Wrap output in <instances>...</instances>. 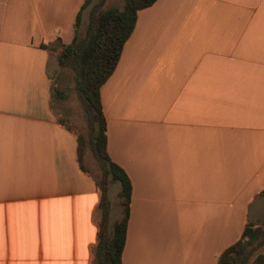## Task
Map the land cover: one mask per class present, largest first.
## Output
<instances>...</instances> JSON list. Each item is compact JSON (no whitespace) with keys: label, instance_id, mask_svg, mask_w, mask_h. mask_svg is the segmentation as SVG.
Listing matches in <instances>:
<instances>
[{"label":"crops","instance_id":"crops-1","mask_svg":"<svg viewBox=\"0 0 264 264\" xmlns=\"http://www.w3.org/2000/svg\"><path fill=\"white\" fill-rule=\"evenodd\" d=\"M83 2L0 0V264H95L101 194L41 48ZM101 99L133 189L122 263L218 264L264 217V0H157Z\"/></svg>","mask_w":264,"mask_h":264},{"label":"trees","instance_id":"trees-1","mask_svg":"<svg viewBox=\"0 0 264 264\" xmlns=\"http://www.w3.org/2000/svg\"><path fill=\"white\" fill-rule=\"evenodd\" d=\"M157 0H124L121 6L108 5V0H84L74 21V38L57 54L58 65L68 69L75 84L77 100L82 109L85 133L77 132L62 119L58 123L77 139V161L83 173L92 177L101 194L98 242L95 264H123L130 218L132 183L127 173L109 156L107 120L103 111L101 89L115 72L124 46L131 37L140 11L150 8ZM87 27L82 34L84 14ZM50 50L48 45H41ZM56 93L62 97L60 89ZM90 153L97 168L95 176L85 165ZM119 184L118 197L122 216L111 223L110 185ZM264 194V192H263ZM264 217L261 222L248 221L242 236L226 249L218 264H264Z\"/></svg>","mask_w":264,"mask_h":264},{"label":"rangeland","instance_id":"rangeland-1","mask_svg":"<svg viewBox=\"0 0 264 264\" xmlns=\"http://www.w3.org/2000/svg\"><path fill=\"white\" fill-rule=\"evenodd\" d=\"M123 1L124 0H108V5L121 6L123 4ZM85 14L86 19L88 20V13L86 12ZM86 22L87 21H85L82 25L84 26L82 27V34H84L86 30ZM54 45L55 47L49 46L51 48L49 51H53L52 55H57L58 52H60L61 50V44L57 42ZM53 48H55L56 50H53ZM58 71L59 72L54 76L53 79L54 82L60 81L58 88L62 93L61 97L59 94L53 92V96L56 97V99L53 101L54 103H57V105L55 106V110L57 112V119H62L65 122L69 123L77 132L85 133V122L83 119L82 109L76 97L73 75L68 69H64L61 67ZM85 165L87 168H89V170H91V172H93L95 176L97 175V168L90 153H86L85 155ZM119 190V184L112 183L110 185L109 197L112 203L111 223H114V221L119 220L122 216V209L120 207V200L118 197ZM263 251L264 247L261 249V252Z\"/></svg>","mask_w":264,"mask_h":264}]
</instances>
